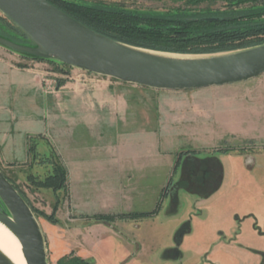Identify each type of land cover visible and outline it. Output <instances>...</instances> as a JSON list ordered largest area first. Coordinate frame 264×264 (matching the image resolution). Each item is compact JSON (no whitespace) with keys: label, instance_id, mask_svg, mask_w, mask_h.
Wrapping results in <instances>:
<instances>
[{"label":"crops","instance_id":"1","mask_svg":"<svg viewBox=\"0 0 264 264\" xmlns=\"http://www.w3.org/2000/svg\"><path fill=\"white\" fill-rule=\"evenodd\" d=\"M74 71L79 69L62 73L48 68L47 62L25 60L12 52L0 51L3 172L33 169L32 143L38 153L53 148L68 171L69 207L72 215L77 216L71 223L61 219L58 226L72 234L94 229L104 233L106 226L82 221L97 215L145 214L143 218L117 219L110 229L125 230L132 223L153 226L159 219L163 197L171 194L172 199L178 200V191L183 189L197 195L199 203L177 230L174 248L179 249L180 255L171 259H180L182 264H264V198L261 196L262 202H257L256 195L251 194L257 210L240 213L243 203L235 192L258 183L254 177L258 164L253 155L264 154V100L258 108L246 100H235L237 108L230 116H238L240 111L252 127L245 135L231 137L236 140L231 141L233 144L216 150L217 147L212 149L215 140L222 142L228 137L216 139L207 130L212 121L224 115L218 113L211 100H190L201 97L202 94L193 93L206 88L153 90L106 77L87 82L74 77ZM253 85L262 87L264 94V74L220 87L240 86L238 90L244 91ZM144 89L172 93V97L183 100H144ZM182 145L189 149L180 148ZM208 158L218 160L221 169L206 164L204 160ZM192 184L212 193L208 197L193 193L185 187ZM170 185L173 191L168 193ZM226 191H231L228 202ZM91 206L97 209L92 212ZM87 210L92 213H84ZM63 211L61 205L60 212ZM179 232L183 234L177 243ZM69 247L77 256L97 264L90 255H84L82 245L72 242ZM135 250L121 252L119 264L136 258L142 246Z\"/></svg>","mask_w":264,"mask_h":264},{"label":"water","instance_id":"2","mask_svg":"<svg viewBox=\"0 0 264 264\" xmlns=\"http://www.w3.org/2000/svg\"><path fill=\"white\" fill-rule=\"evenodd\" d=\"M0 12L28 43L0 35V46L41 60L153 90L185 91L238 84L264 74V44L193 57L127 45L84 25L48 0H0ZM0 223L22 245L26 264H49L39 220L0 168ZM0 264H14L0 250Z\"/></svg>","mask_w":264,"mask_h":264},{"label":"rangeland","instance_id":"3","mask_svg":"<svg viewBox=\"0 0 264 264\" xmlns=\"http://www.w3.org/2000/svg\"><path fill=\"white\" fill-rule=\"evenodd\" d=\"M71 1L81 5L102 4L111 8L125 9L128 12L132 13L152 14L158 16L171 15L175 13V9L184 8V5L180 0ZM205 7L206 6H202V8ZM212 8L223 10L222 4H217ZM10 24L11 22L0 12V32H5L6 34L12 35L13 37L17 38V40H20L23 43H28L25 38H23L12 29ZM0 51L12 52L3 46H0ZM12 54H15L21 59L35 61L30 58H25L24 56L14 52H12ZM167 54L187 57L198 56L180 55L173 53ZM47 63L48 68H53L54 70L62 73H70L72 69H75L66 67L62 68L61 66H59V64H52L49 62ZM74 72V77L80 78L87 82H92L96 81L97 79L104 78L103 76L92 73H85L84 71L80 70L79 72ZM238 88H240V86H229L225 88L210 87L204 89L203 91L193 93L198 95L202 94L201 97H190V100H211L215 102V107H217L215 109L218 110V113H222L224 115L220 119L217 120L216 118L215 121L211 122L212 126H210L209 130H207V134L213 135L216 139L218 137H222L223 139L225 137L228 138L227 140L222 142L221 140H215V143H213L215 144V146H213L212 149H214V147H217L215 149L219 150V148H225L228 145L233 144L234 142L231 143V141H236L234 139L235 137L241 136L242 134L245 135L247 131H249V128L252 127V125L248 124L250 122L249 119L241 114L240 111L238 116H230L231 111L232 113H235L234 110L237 108L235 100H246L247 103H252V106L256 108L261 107L262 105V102L264 100L262 87L253 85L249 90L244 91L238 90ZM144 92H146L143 96L144 100H183L180 97H172L170 95L172 93L147 91V89H144ZM239 108H241V106H238V109ZM254 128H256V126H254ZM203 147L210 148L209 146ZM180 148L184 150L189 149L186 148L185 145H182V147ZM51 150L52 151L47 153H38L36 151L39 157L34 160L32 158L30 165H32L33 169L31 170L15 169L12 171V173H9L6 170H4L5 172H3L10 177L9 179L17 186L18 191L21 193V195H23V197H25L26 201L29 203L33 211H35L34 213L43 227L42 230L47 243L49 264H58V260L67 255L73 254L77 256L74 253L75 251L69 247V244L72 242L73 244L82 245L84 251L86 252V254L84 255H90V257H92L94 261L97 262V264H119V260L117 259L119 258L120 253H132V251L135 252V249H137L138 245L142 246L141 253L138 254L136 258L129 260L126 264H182V262H180V259H171L173 257L165 258L164 256L167 255L166 252L168 249L176 247L175 234L181 227L183 219H186L188 217L189 211L194 208V205H197L199 203L197 195L191 194L181 189L178 191V200L172 199L173 197L171 196V194L163 197L161 210L159 212V219L157 223H154L153 226H147L145 223H132V225H130L131 227L125 230L119 229V227L117 229H110V226H112L111 224H113V222H99L93 220V216H89L86 218L87 220H82L83 223L90 225H104L106 226V228L104 227V233L102 230L98 229H94L93 231L89 232H78L75 234L70 233L68 230L65 233L60 228V226H58L60 220H68L71 223V219H75L77 217L72 215V211L69 207L70 201L68 198V185L65 190L55 191L52 188L40 187L38 183L35 182V179L43 181L45 178L53 174L54 161L53 163H51V161L49 163L42 161L43 158L48 157L52 153H54L53 148ZM253 156L255 157L258 164L254 172V177L256 178V182L258 183L256 184V186H250L249 188H247L246 186L245 188H240L238 189V191H235L236 194H239V201L243 203V206L239 211L240 213H248L250 211H254V209L257 210V206L251 202V194L256 195L255 199L257 200V202H262L261 196L264 198V154ZM162 159L160 157V162ZM182 161L183 159L180 160V163ZM204 162L208 165L213 164L214 159L208 158L205 159ZM217 175H220V172L217 171ZM161 187L162 186L160 185L159 203L162 193ZM170 189L169 191H167L168 193H171L173 191V188L171 190ZM224 195L226 196L225 202H228L231 199V191H226ZM241 203L239 204L241 205ZM61 205L64 208L63 212H60ZM91 207H93L91 209L92 212L94 209H97V207ZM172 210H177V212H174V214H172ZM92 212H88L87 210V212L84 213ZM47 216H53L56 221H51L47 218ZM69 222L67 224H69ZM137 225L138 227H136ZM102 228L103 227H100V229ZM67 229H69V227ZM121 230L123 231V233ZM128 244H132L134 249L131 245ZM174 250H176V248L169 250V252L174 254Z\"/></svg>","mask_w":264,"mask_h":264},{"label":"trees","instance_id":"4","mask_svg":"<svg viewBox=\"0 0 264 264\" xmlns=\"http://www.w3.org/2000/svg\"><path fill=\"white\" fill-rule=\"evenodd\" d=\"M48 1L108 38L157 52L180 55H209L232 52L264 44V0H180L184 8L175 9L174 14L163 16L132 13L125 9L111 8L102 4L81 5L71 0ZM217 4H222L223 10L212 8ZM202 6L206 7L202 8ZM10 25L16 33L26 39V36L16 26L12 23ZM0 35L16 42H21L5 32H0ZM24 57L36 61L59 64L52 60ZM59 66L71 69V67L64 64H59ZM245 149L240 151H245ZM230 151L233 150H223L222 152L228 153ZM30 154L33 160L39 157L36 152V146L33 143L30 145ZM42 161L46 163L50 161L53 163L54 161V172L43 181L35 179V182L40 187L52 188L55 191L65 190L68 185V171L60 158L56 153H52L50 156L43 158ZM179 163L180 160L177 165ZM213 164L221 169V164L218 160L214 159ZM14 186L17 188L15 184ZM185 187L200 196L208 197L212 193V190L205 193L203 186L199 188L197 184ZM218 187L219 185L215 186L214 190ZM2 208H5V206L1 202L0 209ZM127 217L143 218L145 214H130L118 217L97 215L93 216V220L114 222L117 219ZM47 218L51 221H56L53 216H47ZM182 234V232H179L176 235L177 243L180 242ZM179 255L180 252L178 250L174 254H169L168 251L166 257L178 258ZM58 264L92 263L87 259L72 254L60 258Z\"/></svg>","mask_w":264,"mask_h":264},{"label":"bare ground","instance_id":"5","mask_svg":"<svg viewBox=\"0 0 264 264\" xmlns=\"http://www.w3.org/2000/svg\"><path fill=\"white\" fill-rule=\"evenodd\" d=\"M0 250L14 263L26 264L19 240L0 223Z\"/></svg>","mask_w":264,"mask_h":264},{"label":"built area","instance_id":"6","mask_svg":"<svg viewBox=\"0 0 264 264\" xmlns=\"http://www.w3.org/2000/svg\"><path fill=\"white\" fill-rule=\"evenodd\" d=\"M81 71H83V70H81ZM85 73H89V72H87V71H84Z\"/></svg>","mask_w":264,"mask_h":264},{"label":"flooded vegetation","instance_id":"7","mask_svg":"<svg viewBox=\"0 0 264 264\" xmlns=\"http://www.w3.org/2000/svg\"><path fill=\"white\" fill-rule=\"evenodd\" d=\"M88 260V259H87ZM92 264H93V262L91 261V260H89Z\"/></svg>","mask_w":264,"mask_h":264}]
</instances>
